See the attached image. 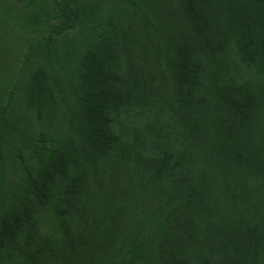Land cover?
I'll return each mask as SVG.
<instances>
[{
  "label": "trees",
  "instance_id": "trees-1",
  "mask_svg": "<svg viewBox=\"0 0 264 264\" xmlns=\"http://www.w3.org/2000/svg\"><path fill=\"white\" fill-rule=\"evenodd\" d=\"M0 9V264H264V0Z\"/></svg>",
  "mask_w": 264,
  "mask_h": 264
},
{
  "label": "rangeland",
  "instance_id": "rangeland-1",
  "mask_svg": "<svg viewBox=\"0 0 264 264\" xmlns=\"http://www.w3.org/2000/svg\"><path fill=\"white\" fill-rule=\"evenodd\" d=\"M0 19H1V21H0V28L1 29H4V34H3L4 37L6 36V38H7L9 35L12 36V35L16 34V33H14V31H16V27H15L14 20L12 18L7 17L6 15H4L2 9H0ZM8 30H11L9 32V34H8Z\"/></svg>",
  "mask_w": 264,
  "mask_h": 264
}]
</instances>
